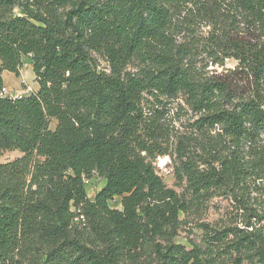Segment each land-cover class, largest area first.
Here are the masks:
<instances>
[{
	"label": "trees",
	"instance_id": "1",
	"mask_svg": "<svg viewBox=\"0 0 264 264\" xmlns=\"http://www.w3.org/2000/svg\"><path fill=\"white\" fill-rule=\"evenodd\" d=\"M208 1L0 0V93L2 73L18 77L23 57L38 84L29 96H0V154H20L0 164V264L137 263L149 249L154 264H264V226L250 219L248 228L205 226L204 250L157 241L175 234L186 203L152 166L162 129L143 113L144 95H182L201 114L197 129H218L225 139L223 154L215 144L201 164L177 153L175 178L194 198L224 190L244 195L252 179H264V147L249 157L243 150L264 135L260 94L238 101L229 86L198 78L172 51L175 12L187 5L206 10ZM227 4L262 31L237 55L259 89L264 0ZM95 57L108 67L100 69ZM135 62L138 70L127 71ZM94 174L104 185L90 200L84 182ZM115 197L120 210L108 204ZM73 210L82 223L74 224ZM254 217L264 223V211Z\"/></svg>",
	"mask_w": 264,
	"mask_h": 264
},
{
	"label": "rangeland",
	"instance_id": "2",
	"mask_svg": "<svg viewBox=\"0 0 264 264\" xmlns=\"http://www.w3.org/2000/svg\"><path fill=\"white\" fill-rule=\"evenodd\" d=\"M227 1L216 0L215 5V1L209 0L206 2L209 9L206 10H197L191 5L177 10L168 32L172 39V51L181 57L180 60H183L186 68L195 72L198 78H213L229 86L238 101L260 94L264 109V81L260 88L256 89L252 76L240 67L237 59L239 51H245L263 38L262 31H258L250 16L241 15L234 6L228 5ZM18 12V8H15L14 13ZM95 59L100 69L108 67L103 59ZM22 63L18 77L7 71L2 73L4 97L14 99L38 91L30 59L23 57ZM137 66L135 62L127 67V71L135 72L139 68ZM142 111L148 119L157 121L162 129L161 134L157 136L160 145L156 146L158 152L151 159L152 166L163 184L175 190L186 203V211L179 215L181 222L175 234L170 233L157 240L162 246L171 243L189 249L196 245L204 250L205 226L212 230L248 228L245 224L247 219L256 223L257 227L264 226L263 222L258 224L254 217L264 211V179H252L244 195L224 190L214 191L212 195L198 199L185 189L184 183L176 180L174 169L178 162V152L186 153L201 164L209 160L208 155L214 153L218 147L220 148L215 153L220 152L222 155L221 146L225 142V139L219 138L218 129L210 133L197 129L196 122L201 114L192 110L182 95L174 98L160 97L158 100L144 95ZM55 126L56 121L51 120L49 128L53 130ZM226 143L228 146L229 142ZM215 144H218L217 148L214 147ZM259 147H264V135H261L256 143L244 146V154L247 157L252 156ZM159 152H166V155L162 156ZM19 156L18 151L2 152L0 164ZM84 183L87 197L93 200L104 185V180L94 174ZM120 201V197H115L108 204L110 208L120 210ZM74 224L78 225L75 222ZM155 258L149 249L137 263L125 261V264H154ZM220 260L216 259L215 264H231L228 258L222 262Z\"/></svg>",
	"mask_w": 264,
	"mask_h": 264
},
{
	"label": "built area",
	"instance_id": "3",
	"mask_svg": "<svg viewBox=\"0 0 264 264\" xmlns=\"http://www.w3.org/2000/svg\"><path fill=\"white\" fill-rule=\"evenodd\" d=\"M0 96L1 97H4V91H3V89H2V91L0 93ZM74 212H75V217L73 218V222H75L76 224L82 223L84 221V218L81 215V213L79 211H74Z\"/></svg>",
	"mask_w": 264,
	"mask_h": 264
},
{
	"label": "crops",
	"instance_id": "4",
	"mask_svg": "<svg viewBox=\"0 0 264 264\" xmlns=\"http://www.w3.org/2000/svg\"><path fill=\"white\" fill-rule=\"evenodd\" d=\"M3 79V78H2Z\"/></svg>",
	"mask_w": 264,
	"mask_h": 264
}]
</instances>
